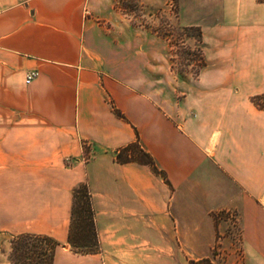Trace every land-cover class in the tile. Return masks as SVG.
<instances>
[{
    "label": "crops",
    "instance_id": "crops-1",
    "mask_svg": "<svg viewBox=\"0 0 264 264\" xmlns=\"http://www.w3.org/2000/svg\"><path fill=\"white\" fill-rule=\"evenodd\" d=\"M96 1L0 0V232L65 245L54 264H189L234 217L243 258L227 264H264V0H144L175 2L178 25L201 32L200 73L170 85L166 67L134 66L146 36L143 55L133 38L125 58L93 56ZM138 140L160 173L118 162ZM84 183L99 240L86 255L70 245Z\"/></svg>",
    "mask_w": 264,
    "mask_h": 264
},
{
    "label": "rangeland",
    "instance_id": "rangeland-1",
    "mask_svg": "<svg viewBox=\"0 0 264 264\" xmlns=\"http://www.w3.org/2000/svg\"><path fill=\"white\" fill-rule=\"evenodd\" d=\"M177 20L178 9L173 1L170 2L169 7H152L144 0H97L93 7L87 9L86 41L93 56L95 52L101 50L108 55L118 53L120 57L125 58L128 50L127 42H131L133 38H135L133 41L135 49L130 52L136 53V56L140 55L139 53L143 55L144 44L139 38L146 36L147 43L144 45L146 57L140 60L135 57L134 66L138 69L151 70V79L156 78L158 71L163 72V68L166 67L167 83L170 85L174 84L175 80L196 78L204 62L198 29L181 28ZM164 45H166L165 63L157 56L159 51L162 53ZM149 52L151 54H148ZM110 62L108 60L109 64ZM124 63H126L125 59L119 60V67L125 66ZM88 158L85 156V160ZM66 164L71 165L72 159H67ZM216 222H226L228 230L220 231L207 258L190 259L189 264H227L231 256H235L238 262L242 260L243 244L238 221L223 219L220 216L216 218ZM20 235L23 234L11 235L0 232V264H23L18 261L12 244ZM60 247L66 248L65 245L60 244L57 249Z\"/></svg>",
    "mask_w": 264,
    "mask_h": 264
},
{
    "label": "trees",
    "instance_id": "trees-1",
    "mask_svg": "<svg viewBox=\"0 0 264 264\" xmlns=\"http://www.w3.org/2000/svg\"><path fill=\"white\" fill-rule=\"evenodd\" d=\"M198 31L201 39V32L199 29ZM116 112L122 117L120 112ZM117 160L122 164L137 162L149 165L160 173L153 158L142 148L139 140L121 149L117 154ZM12 244L18 261L23 264H54L55 252L60 245L51 237L32 234L20 235L14 239ZM70 244L72 250L78 254L99 252L92 197L87 184L79 185L74 192Z\"/></svg>",
    "mask_w": 264,
    "mask_h": 264
},
{
    "label": "built area",
    "instance_id": "built-area-1",
    "mask_svg": "<svg viewBox=\"0 0 264 264\" xmlns=\"http://www.w3.org/2000/svg\"><path fill=\"white\" fill-rule=\"evenodd\" d=\"M36 75H37L36 73H31L30 75H28V76H27V79H26V84H30L31 81L33 80V78H34ZM231 219L237 221V219H235L234 217H232ZM231 219H230V220H231Z\"/></svg>",
    "mask_w": 264,
    "mask_h": 264
}]
</instances>
